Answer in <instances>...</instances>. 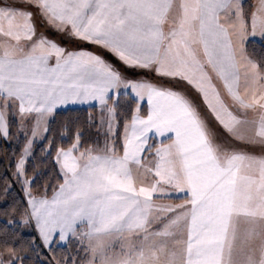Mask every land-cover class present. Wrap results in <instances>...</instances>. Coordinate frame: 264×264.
Here are the masks:
<instances>
[{"label": "snow or ice", "instance_id": "snow-or-ice-1", "mask_svg": "<svg viewBox=\"0 0 264 264\" xmlns=\"http://www.w3.org/2000/svg\"><path fill=\"white\" fill-rule=\"evenodd\" d=\"M0 264H264V0H0Z\"/></svg>", "mask_w": 264, "mask_h": 264}]
</instances>
